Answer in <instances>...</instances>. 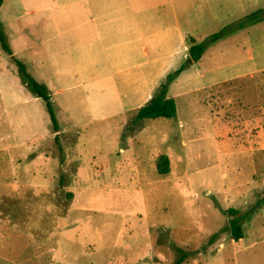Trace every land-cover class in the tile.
<instances>
[{
  "label": "rangeland",
  "instance_id": "1",
  "mask_svg": "<svg viewBox=\"0 0 264 264\" xmlns=\"http://www.w3.org/2000/svg\"><path fill=\"white\" fill-rule=\"evenodd\" d=\"M74 2V16L73 0L0 8L14 57L49 89L59 124L56 143L44 103L0 48V264H174L179 251L196 253L186 264H264L263 207L244 239L222 232L226 211L264 197V21L231 32L264 0H171L154 28L105 41L92 0ZM214 35L189 59L191 39ZM180 68L166 93L176 117L137 121Z\"/></svg>",
  "mask_w": 264,
  "mask_h": 264
},
{
  "label": "trees",
  "instance_id": "2",
  "mask_svg": "<svg viewBox=\"0 0 264 264\" xmlns=\"http://www.w3.org/2000/svg\"><path fill=\"white\" fill-rule=\"evenodd\" d=\"M4 3L5 0H0V8L3 6ZM262 21H264V10H259L234 25L231 32L247 29L248 27L261 23ZM221 36L222 35H214L208 41H206V43H196L193 39H191L190 47L188 49L189 59H191L193 62H199L207 46L217 42L221 38ZM0 48L6 55L11 57V60L17 70V76L20 79L21 83L34 97L40 99L44 103L46 112L48 113L51 121L53 133L56 134L55 142L58 143L59 124L55 116L51 92L45 85L38 83L28 73L25 64L21 60L14 57V53L9 44L8 36L6 35L3 25L1 23ZM183 70V68H180L176 72L168 75L166 83L160 86V95L151 99L148 104L138 110L136 115L137 121L173 119L176 117V104L173 99H169L166 97V93L169 84L172 83ZM155 168L158 175L162 177L168 176L170 174V161L168 156H158L155 160ZM262 207L264 208V197L257 200L254 206L250 209V211L246 213H243L242 211L233 208L229 209L225 212L228 218V222L222 232L227 233L230 239L234 242H239L240 240L244 239V223H246V221L252 214H254L256 211H258V209H261ZM178 254V258L174 264H186L195 256L196 253H193L191 251L188 253H183L182 251H179Z\"/></svg>",
  "mask_w": 264,
  "mask_h": 264
},
{
  "label": "crops",
  "instance_id": "3",
  "mask_svg": "<svg viewBox=\"0 0 264 264\" xmlns=\"http://www.w3.org/2000/svg\"><path fill=\"white\" fill-rule=\"evenodd\" d=\"M83 1L87 2L90 0ZM170 1L171 0H92V3H86V10L87 12H94L93 15L88 16L91 21L90 24L98 29L101 27L106 30L103 34H100L101 38L103 37L105 41L111 33L119 36L128 32L129 29L154 28L155 12L165 8V10H167V8L169 9L170 6L174 5ZM75 3L76 2L73 0V3L68 7L70 16H74L73 12L78 11ZM210 3L223 5L220 0H210ZM139 43H141V47L139 48L141 55L149 58L150 54L148 48L144 44V40H139Z\"/></svg>",
  "mask_w": 264,
  "mask_h": 264
}]
</instances>
